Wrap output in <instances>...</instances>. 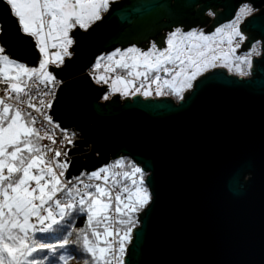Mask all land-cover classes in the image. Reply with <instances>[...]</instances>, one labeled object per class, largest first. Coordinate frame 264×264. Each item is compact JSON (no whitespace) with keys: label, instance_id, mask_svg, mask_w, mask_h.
I'll list each match as a JSON object with an SVG mask.
<instances>
[{"label":"water","instance_id":"95a60500","mask_svg":"<svg viewBox=\"0 0 264 264\" xmlns=\"http://www.w3.org/2000/svg\"><path fill=\"white\" fill-rule=\"evenodd\" d=\"M245 0H118L101 21L80 32L71 58L55 70L52 108L62 128L81 131L66 176L90 172L129 156L147 173L151 202L140 213L125 264H264V0L245 29L262 38V55L249 77L216 68L198 77L184 99L117 93L87 73L112 47L138 43L156 29L190 24L201 4L231 20ZM14 57L30 65L31 43ZM51 69V66H50ZM251 174L248 180L245 176Z\"/></svg>","mask_w":264,"mask_h":264},{"label":"snow or ice","instance_id":"6c2138e0","mask_svg":"<svg viewBox=\"0 0 264 264\" xmlns=\"http://www.w3.org/2000/svg\"><path fill=\"white\" fill-rule=\"evenodd\" d=\"M114 2L0 0V264H44L49 253L70 246L82 253L84 264H125L138 214L152 199L147 173L134 159L122 156L90 172L66 176L76 133L54 121L48 112L52 100L46 99L55 97L60 83L55 70L73 56L80 32L101 21ZM246 8L241 6L240 13ZM206 15L215 12L208 8ZM239 20L238 15L225 26L230 29L229 45L237 38L245 40ZM223 35L219 27L211 35L176 27L146 49L117 48L98 57L91 74L96 83L110 84L113 94L150 96L167 90L183 100L184 91L208 68L229 66V54L214 55L212 47ZM28 42L36 52L32 65L11 54L13 43L21 49ZM235 51L230 48L233 56ZM253 53L261 55L255 44L234 56L239 75H247L243 65L251 70ZM80 215L86 228L76 230L73 224ZM73 232L75 238L69 239ZM58 259L69 264L64 255Z\"/></svg>","mask_w":264,"mask_h":264},{"label":"flooded vegetation","instance_id":"af4514ba","mask_svg":"<svg viewBox=\"0 0 264 264\" xmlns=\"http://www.w3.org/2000/svg\"><path fill=\"white\" fill-rule=\"evenodd\" d=\"M244 5H250L253 8V5H252L251 1L245 0V1L241 2V4L239 5L234 17L231 20L223 22L221 24H218L215 21V17L217 15V13L222 10V8L220 6H217V5H211L209 8H211L215 12V16L209 17V16L206 15V10L208 8L207 9H203V8H201V4H198L197 6H195L191 10L192 13H191V15H189L190 16L189 20H191V23L189 25L188 24L187 25L186 24H179V25H173L170 28L156 29L150 35L145 36L144 38H141V40L138 43H136V42L135 43H128V45L126 47H122L120 45L116 46V47H112L110 50L103 51V52L99 53L97 55L96 59L98 57H100V56H106L108 53L114 51L117 48L123 50V49H126L128 47L136 46L138 48L146 49L150 41H159L163 36H165L167 33H169L171 30L175 29L176 27H181L185 31H187L189 29H203V31L205 32L206 35H211L215 31V29L219 27V28H223L224 29V35L223 36H225V35L228 36L230 30L225 27L226 24L231 23L238 15L240 16L239 9H240L241 6H244ZM261 9H262V7L256 8V13L255 14L259 13ZM105 13H107V12H105ZM105 13H103L102 15H104ZM252 15H254V14H252ZM252 15L246 14L245 16H243V18H240V20H239L238 26H239L241 32L244 34L245 40L241 43L239 41V39L237 38V39L234 40V42L231 45L225 43L227 45L228 50L227 51H223V50L220 49V44H222V43H220V41L223 40L222 39L223 36H218V37H216V42H214L213 45H212L213 48H217L218 49L217 53L229 54V57H231V59L234 61V56H239L241 54L246 53L253 44H255L256 47H257L258 43H261L263 45L262 38L257 36L253 31L245 29L243 27V23L245 22V20L247 18H249L250 16H252ZM237 44H239V47H237ZM230 48H236L234 56L232 54H230ZM258 58H259V56L255 55V53H253V55H252L253 64H252V68H251L250 71L248 69V66L244 65L246 67L245 72L247 73L249 71V75H251L256 70V68H257L256 60ZM235 62L239 63L238 61H235ZM102 63H106V62H102ZM228 64H229L228 67H224V66H222V65H220L218 63L217 67L208 68L204 72L207 73V72L212 71V70H214L216 68H221V69L225 70L230 75L238 76L239 73L235 70L234 66L230 62H228ZM249 75H244V76L239 75V77L245 78V77H247ZM96 84H98V83H96ZM98 85L106 86V88L108 90L106 93L109 94V89L110 88L107 85H102V83L98 84ZM105 94H104V96H105ZM113 96H115V95H113ZM112 97H108V99H103V101L109 100ZM167 97H171V96L168 95ZM120 98L123 100L125 97L121 96ZM250 175L251 174H247L245 176V180H248Z\"/></svg>","mask_w":264,"mask_h":264},{"label":"trees","instance_id":"16d2710c","mask_svg":"<svg viewBox=\"0 0 264 264\" xmlns=\"http://www.w3.org/2000/svg\"><path fill=\"white\" fill-rule=\"evenodd\" d=\"M185 94L186 93L184 92L183 95L185 96ZM169 95L176 102L180 100L174 94H169ZM124 157H129V156H124ZM143 211L144 209L140 213H142ZM140 213L138 214L139 217H140ZM73 228L76 230L80 228H86V218L83 215L77 216L73 224ZM74 238H75V232H73L72 237H69V239H74ZM40 255H44V253H41ZM60 255H64L65 257H67L69 264H84V258L82 257V253L80 251H77L75 249V246H70L65 249H57V252L55 253V255L49 253L48 260L44 261V264H49V262H51V264H64L63 260L58 259Z\"/></svg>","mask_w":264,"mask_h":264},{"label":"rangeland","instance_id":"374dc122","mask_svg":"<svg viewBox=\"0 0 264 264\" xmlns=\"http://www.w3.org/2000/svg\"><path fill=\"white\" fill-rule=\"evenodd\" d=\"M115 1H118V0H115ZM247 6V8H246V11L243 13V14H241L240 13V18H243V16H245L246 14H249V15H252V14H255L256 13V9H254V8H252L250 5H246ZM230 24V23H229ZM226 25H228V24H226ZM230 30V29H229ZM227 35H225V36H223V43L222 44H220V49L221 50H223V51H227L228 50V48H227V45L225 44V43H227ZM228 44V43H227ZM216 49V52L214 53V55H224L223 53H217V51H218V49L217 48H215ZM257 50L258 51H260L261 52V55H262V44L261 43H258V45H257ZM256 55V54H255ZM261 55L259 56V58L261 57ZM228 60L229 61H227V62H230L233 66L235 65V60L233 61L232 59H231V57H229V55H228ZM243 68H244V70H246V67L243 65L242 66ZM235 68V67H234ZM92 70V69H91ZM119 71V70H118ZM204 73L205 72H203L202 73V75H204ZM90 74H91V71H90ZM100 73H96L95 75H99ZM113 77L115 76V73H113V74H111ZM247 75H249V71L247 72ZM91 76H92V78H93V74H91ZM199 76H201V75H199ZM198 76V77H199ZM239 76V75H238ZM250 76V75H249ZM249 76H247V77H249ZM58 79V78H57ZM198 79V78H197ZM60 80V79H59ZM93 80L95 81V79L93 78ZM102 85H105V84H102ZM110 89H109V94H108V97H112L113 95H115V94H117V93H119L122 97H131L132 95H129V96H124V95H122L120 92H116V93H112V90H111V87H110V84L109 85H107ZM194 86V85H193ZM117 87H120V85H117ZM155 87V86H154ZM189 90H191V89H189ZM108 91V90H107ZM187 91V90H186ZM186 91H184V92H186ZM169 95V93L167 92V90H165V92H164V94L163 95H157L156 93H155V91H153V94L152 95H150V96H152V97H161V96H168ZM103 99H104V96L100 99V100H102L103 101ZM80 134H81V131H80ZM80 138H82V136H80L79 135V138L78 139H80Z\"/></svg>","mask_w":264,"mask_h":264},{"label":"built area","instance_id":"2783aa9c","mask_svg":"<svg viewBox=\"0 0 264 264\" xmlns=\"http://www.w3.org/2000/svg\"><path fill=\"white\" fill-rule=\"evenodd\" d=\"M89 73H90V70L88 71ZM59 80V79H58ZM60 81V83H59V85L62 83V81L61 80H59ZM59 85L56 87V89H55V96H56V92H57V89H58V87H59ZM46 99H51L52 100V103H53V101H54V99H55V97L54 98H52V97H47ZM50 110H48V112H49ZM50 114V113H49ZM50 115H52V114H50ZM62 128V127H61ZM66 129H68L70 132H75L76 133V137H75V139H78L79 138V135H80V130L79 129H76V128H73V127H69V128H66ZM57 137L59 138V133H57ZM43 143H49V141H47V140H45V141H43ZM71 155V157L73 156V154H70Z\"/></svg>","mask_w":264,"mask_h":264},{"label":"bare ground","instance_id":"6f19581e","mask_svg":"<svg viewBox=\"0 0 264 264\" xmlns=\"http://www.w3.org/2000/svg\"><path fill=\"white\" fill-rule=\"evenodd\" d=\"M253 8L256 9V8H259V7H257V6H253ZM142 97L147 98V97H152V96H143V95H142Z\"/></svg>","mask_w":264,"mask_h":264}]
</instances>
